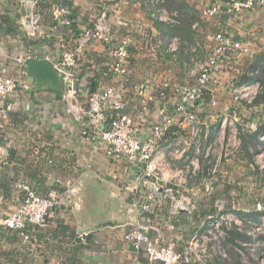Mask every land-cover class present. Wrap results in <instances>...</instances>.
Here are the masks:
<instances>
[{"label": "crops", "instance_id": "1", "mask_svg": "<svg viewBox=\"0 0 264 264\" xmlns=\"http://www.w3.org/2000/svg\"><path fill=\"white\" fill-rule=\"evenodd\" d=\"M59 1L62 0H38L36 12H40L41 18L33 31L26 0H0V67L8 69L16 85L7 101L9 115L5 121H2L0 101V123L4 122V129H0V198L3 199L0 214L11 213L21 206L23 195L14 187L19 181L28 183L39 195L50 193L60 197L48 226L34 230L31 244L24 248L13 233L0 226V247L5 249L0 264L7 261L15 264L18 261L21 264H151L144 254L133 250L125 234L140 219L134 207L139 189L147 188L144 190L148 197L150 185L155 181L160 190L150 199V217L156 227L152 235L160 244L185 252L194 240L201 241L208 234L211 221L235 212L236 192L229 187L233 169L220 176L222 182L228 183L227 188L215 191L213 187L211 192L206 191L202 181L198 184L196 175L191 174L194 168L191 159L197 143L189 129L179 125L171 128L158 147L157 159L162 164L159 180L144 177L143 167L120 156L109 157L103 144L89 141L86 124L77 122L66 112L64 85L52 64L45 60L64 34V29L62 32L53 30L51 8ZM66 1L71 4L72 12L76 10L79 24L90 26L89 13L94 10L96 1ZM99 1L109 10L115 38L129 39L133 87L148 86L157 90L164 80L177 85L189 84L188 78L194 77L187 64L189 48H185L182 40L178 48L174 45L173 40L180 36L171 31L172 26L152 17L151 0ZM184 1L198 15L191 25L196 33V45L191 48L197 47L199 56L203 52L201 43L208 40L209 32L220 27L235 34L237 39L250 42L254 41L251 35L259 40V34L264 33V9L249 13L242 20H233L227 15L201 20V10L211 0ZM197 23L198 28L194 27ZM252 43L256 47L257 42ZM152 46L160 49L156 59L150 56ZM30 55L33 59L25 65L18 63L20 58ZM87 57V68L77 71L76 77L81 84L87 82L92 91H100L112 82L103 77L100 69L106 58L105 45L91 44ZM126 99L125 112L140 120L142 132L146 134L157 119V108L153 106L142 114L141 99L134 89L127 93ZM212 129L216 136L218 127L215 125ZM201 161L208 165L202 156ZM180 169H184L185 174L179 175ZM167 190L172 192L173 198ZM175 203L185 208L175 211ZM229 231L241 233L238 227ZM84 233L87 236H83ZM235 249L234 243L224 242L220 250L210 248L206 260L193 254L191 264H231L230 252Z\"/></svg>", "mask_w": 264, "mask_h": 264}, {"label": "built area", "instance_id": "2", "mask_svg": "<svg viewBox=\"0 0 264 264\" xmlns=\"http://www.w3.org/2000/svg\"><path fill=\"white\" fill-rule=\"evenodd\" d=\"M26 4L33 30L41 18L40 12H36L38 0H26ZM150 5L154 19L170 26L179 24L181 16L179 11L168 9L166 0H151ZM100 8L98 15L91 19L90 26L80 25L78 20L73 18L72 9L62 1L56 2L51 8L55 22L53 30L62 32L64 29L65 35L63 34L59 39L55 49L46 54L45 60L52 64L64 85L63 100L66 112L77 122L86 124L88 140L103 144L106 155L123 157L129 163L143 167L144 177H154L157 180L162 175V164L157 159L159 145L175 125L189 129L197 143L195 156L191 159L194 165L191 174L196 175L202 156L204 162L208 163L203 186L206 191L211 192L223 160H227L233 153L241 150L242 138L240 131L232 128V123L229 124L228 136H225L227 118H229L227 114L220 120L215 141L206 143L207 146L204 145L202 140L209 139L213 129L209 124L200 122L199 112L207 105L210 107L219 105L216 98H212L210 102H207L206 98L207 91L214 84L219 86V89L231 87L234 107L251 104L263 91V86L258 81L243 83L237 87H232V81L231 83L226 81L228 72L234 69L236 62L256 55L253 41L237 39L235 34L220 27L208 36V42L212 45L209 47L210 52L206 60L203 61V58L198 55L197 47L187 49L189 52L187 64L195 78L194 83L177 85L164 80L157 90H151L148 86L133 87L129 70L131 57L129 39L115 38L109 10L105 5ZM259 9H264V0H211L210 4L201 10L200 16L201 20H215L223 15L233 20H242L249 13ZM199 25L197 23L194 27L198 28ZM251 36L254 41L257 40L256 36ZM94 43H100L106 47V58L100 65V69L103 77L110 78L112 81L100 91H92L87 87V82L81 84L76 77L77 71L81 72V68H87V48ZM173 43L178 48L181 40L175 38ZM159 50V46L150 47L152 59L157 58ZM31 59H33L32 55L20 58L18 63L25 65ZM236 72L243 76L249 73L246 66L236 69ZM15 86V81L8 74V69L0 67L2 121L8 118L7 101L15 90ZM133 89L136 96L141 99L142 114L148 113L153 106L157 108V119L146 134L142 132L140 120L125 112L128 108L126 95ZM170 106L173 108L172 113ZM230 109L231 107L226 108L227 111ZM3 123H0V129H4ZM244 132L246 131L242 128L241 133ZM182 173L185 174L184 169L178 170L179 175ZM14 187L23 195L22 204L11 213L0 214V226L13 233L24 248L27 244H31L35 229L43 230L48 226L53 210L60 203V197L50 193L44 196L39 195L33 187L22 181L16 182ZM144 189H139V195L134 201V207L138 210L140 219L125 234V239L135 252L144 254L151 264H191L193 254H198L202 260H206L210 248L220 250L222 241L233 225L241 226L244 222L232 212L223 214L209 223L208 234L201 241L194 240L185 252H178L171 245L160 244L152 235L156 227L150 217L152 212L150 199L160 190L158 182L151 183L148 197ZM167 194L173 198L171 191L167 190ZM1 203H3L2 197ZM182 208L185 206L175 203V211ZM263 209V204L258 203L257 210ZM238 228L241 230V227ZM263 231L264 227L261 224H255L252 228L251 236L254 245L259 244L256 236ZM83 236H87V233ZM4 264L15 263L7 261Z\"/></svg>", "mask_w": 264, "mask_h": 264}, {"label": "rangeland", "instance_id": "3", "mask_svg": "<svg viewBox=\"0 0 264 264\" xmlns=\"http://www.w3.org/2000/svg\"><path fill=\"white\" fill-rule=\"evenodd\" d=\"M91 2L96 1V5H93L94 10H88L89 12V18L94 19L98 15V11L100 6L105 5L99 0H88ZM146 1V0H144ZM167 1V0H166ZM106 6V5H105ZM92 8V9H93ZM101 11V10H100ZM87 16V15H86ZM159 25V24H158ZM260 26V24H258ZM160 26V25H159ZM161 27V26H160ZM165 27V26H164ZM168 28V27H167ZM173 28V27H172ZM214 33V32H212ZM209 32V34H212ZM258 33V32H256ZM259 34V33H258ZM260 39L257 41H253L254 43L257 42L255 50L256 55L253 58H246L240 60L238 63L236 62L234 69L228 72V79L226 81L230 82L232 81L233 86L237 87L239 86L243 75H238L236 72V69H240L242 66H246L247 70L250 71L252 65L255 62V59L258 57L259 53L264 51V33L259 34ZM191 39L187 40V45H196V33L195 31H191ZM199 38L201 39L202 36L200 35ZM199 38L198 41H199ZM203 41V40H202ZM201 43V42H199ZM202 48L203 52H201V57L203 58V61L206 60L207 55L209 54V47L212 45L210 42H208L207 39L204 40ZM253 44V43H252ZM187 48V47H186ZM187 56V54H186ZM194 77L188 78V83L192 84L194 83ZM185 80V79H184ZM191 80V81H190ZM227 82V83H228ZM227 84H225L226 86ZM216 84L210 86V90L212 92L207 91V102L212 99L216 98L219 102V105L217 107H210L207 105L206 107L202 108L200 110L199 114V120L201 123L209 124L212 128L216 125V128L220 126V120L223 119L220 115L228 114L229 118H227V125H226V135L228 136L230 123H232V128H236L238 131H240V136H248L252 135L253 133L257 132L260 128V126L264 125V87L263 91L258 94V96L255 98V100L251 104H242L239 106L234 107L233 100H232V93H231V87H223L222 89L218 88ZM214 96V97H212ZM231 107L230 111H227L226 108ZM206 116H213L215 118L208 119ZM224 117V116H223ZM215 121L214 125L211 124ZM210 121V122H209ZM244 128L246 132L241 133V129ZM211 138V137H210ZM202 140V143L205 145L206 142H214L215 141V134H213V138L210 140ZM260 143L258 146L256 145V148L252 146L249 149V154L242 153L240 156V151L233 153L232 156H230L227 160H223V165L220 169V173L218 174L219 177L223 176L224 172L228 169H233V175H230L232 177L230 179L229 187L230 189H234L236 192L235 197V209H234V215L239 218L243 219L244 222L241 226L233 225V227H241V233L247 237L250 238V240H237V247L234 250L235 254L238 252L240 256L237 257V259L240 261V264H255V262H259V264H264V231L263 233H260L256 236L257 240L259 241V244L254 245L253 238L251 236L252 228L256 223H251L250 221L246 222L244 218H241L236 213H248L247 211H258L257 210V204L262 203L264 206V133L259 135ZM227 143V142H225ZM254 143H252L253 145ZM217 145H220V143H217ZM218 147V146H217ZM207 164H203L202 161L198 165V170L196 172V178L199 184V181H202L205 177L206 171H207ZM217 178L215 181L213 187H215V191H220L221 189H225L228 186V183L222 182L223 178ZM201 179V180H200ZM219 180V181H218ZM218 181V182H217ZM219 194H221L219 192ZM226 201L232 203V201H229L225 198ZM264 212V209L259 211ZM261 225L264 227V216L261 217ZM243 232V233H242ZM5 249L0 247V257H4L3 252ZM17 256V254H16ZM231 257V256H230ZM14 258V257H13ZM230 263L236 262L232 260V257L230 258ZM17 264H21L19 261Z\"/></svg>", "mask_w": 264, "mask_h": 264}, {"label": "trees", "instance_id": "4", "mask_svg": "<svg viewBox=\"0 0 264 264\" xmlns=\"http://www.w3.org/2000/svg\"><path fill=\"white\" fill-rule=\"evenodd\" d=\"M64 4H66L70 9L71 4H69L66 0H62ZM166 6L170 10H177L180 13V22L179 24L172 26L173 29L171 30L174 34H177L180 36V40L183 42H187L188 39L192 40L191 37V25L192 22L198 19V15L195 14L193 10L190 9L188 4L184 0H167L166 1ZM193 11V12H192ZM77 17V12L76 10H73V18L76 19ZM188 43V42H187ZM185 45V48L191 49L192 45ZM189 54V53H188ZM187 58V56H185ZM249 73L245 74L244 77H242V80L239 84L243 83H249L253 81H258L261 83V85L264 87V51L259 53L258 57L255 59L254 64L251 67V70L248 71ZM251 73H254L251 75ZM264 133V125L260 126L259 130L252 135H246L242 136V148L241 152L246 154H249V149L254 146L256 148V145L260 143L259 140V135ZM252 143H254L252 145ZM238 214L241 218H244L246 222L250 221L251 223H256V224H261V217L264 216V212H259V211H250L249 213H236ZM32 228V227H31ZM34 228V227H33ZM34 230V229H33ZM35 230H40V229H35ZM228 231L227 236L225 239L222 241V243L227 244V241H230L231 243H234V246L237 247V241L238 239L242 240H250L249 237L240 234L238 232H230ZM228 235H230L228 239ZM230 256L232 257L233 262L231 264H240V261L237 259L240 254L238 252H230ZM255 264H259V262H255Z\"/></svg>", "mask_w": 264, "mask_h": 264}]
</instances>
